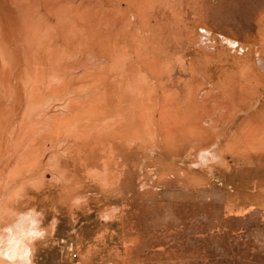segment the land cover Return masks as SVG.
Here are the masks:
<instances>
[{
    "label": "rangeland",
    "instance_id": "obj_1",
    "mask_svg": "<svg viewBox=\"0 0 264 264\" xmlns=\"http://www.w3.org/2000/svg\"><path fill=\"white\" fill-rule=\"evenodd\" d=\"M0 58L36 264H264V0H0Z\"/></svg>",
    "mask_w": 264,
    "mask_h": 264
},
{
    "label": "clouds",
    "instance_id": "obj_2",
    "mask_svg": "<svg viewBox=\"0 0 264 264\" xmlns=\"http://www.w3.org/2000/svg\"><path fill=\"white\" fill-rule=\"evenodd\" d=\"M82 202L83 198L77 197L73 204L79 206ZM49 211L52 218L46 225L45 212L36 206L25 204L23 210L17 209L14 215L7 217L0 211V264H36L37 245L47 248L61 222L57 209ZM101 219L108 221L109 217L105 215Z\"/></svg>",
    "mask_w": 264,
    "mask_h": 264
},
{
    "label": "bare ground",
    "instance_id": "obj_3",
    "mask_svg": "<svg viewBox=\"0 0 264 264\" xmlns=\"http://www.w3.org/2000/svg\"><path fill=\"white\" fill-rule=\"evenodd\" d=\"M17 17H18V15H17ZM2 21V20H1ZM2 23V22H1ZM2 25V24H1ZM4 29V28H3ZM5 32H6V30H4ZM4 31H2L3 32V34H6V33H4ZM7 36V35H6ZM24 36V35H23ZM8 38H9V36H8ZM36 38V37H35ZM5 43V42H4ZM6 44V43H5ZM48 48H49V46L47 47V50H48ZM51 49L46 53L47 54V57H46V59H44V62H42L43 63V65H53L52 63H54L55 62V59L53 58V49H52V46L50 47ZM12 49H13V47H12ZM23 49V48H22ZM26 49H27V47H26ZM18 51V50H17ZM16 52V51H15ZM25 52V51H24ZM31 51H29V53H30ZM5 55V54H4ZM5 57L7 58V56L5 55ZM20 56L18 55V57L16 56V55H11L10 56V61H11V63H8V66L7 67H5V71H7V69L9 68V66H10V68H11V66H16L17 65V62H19V60H18V58H19ZM5 58V59H6ZM32 58V56H30V59ZM44 58V57H43ZM0 60H1V58H0ZM43 60V59H42ZM52 61V62H51ZM3 63V62H2ZM31 63H33V61L31 62ZM10 64V65H9ZM34 64V63H33ZM32 64V65H33ZM1 67V66H0ZM2 68V67H1ZM0 68V69H1ZM10 68H9V70H10ZM1 72V71H0ZM27 72H28V70H27ZM11 73V72H10ZM24 74H25V72H24ZM29 75V74H28ZM14 76H15V74H14ZM25 77V76H24ZM29 82H30V80H29ZM3 89L1 88V90H4V92H8L7 94H9V92L11 93V92H14V94H15V90H13L12 88H10L9 87V85H7V83H6V80H5V82H3ZM17 84V83H16ZM15 85V84H14ZM13 94V93H12ZM16 95V94H15ZM2 97H3V95H2ZM1 96H0V101L2 100L1 98H2ZM19 98V97H18ZM18 98H16V99H13L12 100V102H11V104H12V109H13V111L17 108V107H19V105H18ZM28 99V98H27ZM4 100V99H3ZM51 100V99H50ZM23 103V102H22ZM1 105H2V103L0 102V107H1ZM8 105V104H7ZM6 107V106H5ZM9 108V110H10V107H8ZM27 108V107H26ZM2 109V108H1ZM5 109V108H4ZM5 111V110H4ZM7 111V110H6ZM27 111V110H26ZM14 114H15V112H14ZM10 115L11 114H9V112L7 111V112H3L2 111V113L0 112V119H1V121H0V123L2 122V126H3V128L5 127V125L7 124V123H9L10 122ZM7 121V122H6ZM53 121H55V120H53ZM5 122H6V124H5ZM42 123V122H41ZM0 126H1V124H0ZM47 126H49V125H47ZM20 127V126H19ZM1 129V128H0ZM7 130V129H6ZM2 132H0V139H3L4 140V138H6V133H5V129L3 130H1ZM13 134V133H12ZM5 135V136H4ZM12 136V135H11ZM25 138V137H24ZM25 140V139H24ZM0 142H1V140H0ZM218 145V144H217ZM217 152V151H216ZM26 154V153H25ZM209 156V155H208ZM18 163V162H17ZM27 163V162H26ZM35 164V163H34ZM25 166V165H24ZM15 167H16V165H15ZM19 167V166H18ZM21 167V166H20ZM14 169V168H13ZM15 170V169H14ZM6 171V170H5ZM3 172V171H2ZM15 173V172H14ZM20 173V172H19ZM11 174V173H10ZM21 174V173H20ZM3 176V175H2ZM5 176V175H4ZM16 177V176H15ZM40 179V178H39ZM0 181H1V179H0ZM2 182V181H1ZM0 182V183H1ZM11 183V182H10ZM5 186V185H4ZM1 187V186H0ZM20 187V186H19ZM2 188H3V186H2ZM18 189H20V188H18ZM15 190V189H14ZM1 191H2V189H1ZM18 192H21L20 190L18 191ZM17 192V193H18ZM14 194V193H13ZM17 195H19V193L17 194ZM17 195H16V197H17ZM9 196V195H8ZM12 196L13 195H11V198H12ZM12 200H14L13 198H12ZM7 201V200H6ZM8 202V201H7ZM9 203V202H8ZM5 204V203H4ZM3 204V205H4ZM7 205V204H6ZM6 205H5V207H6ZM4 206H2V204H1V202H0V211H2L3 212V214H5V212L4 211H6V209H8L9 207H7V208H5ZM5 208V209H4ZM8 212H10V211H7L6 213H8ZM11 213H12V211H11ZM7 215V214H6Z\"/></svg>",
    "mask_w": 264,
    "mask_h": 264
},
{
    "label": "crops",
    "instance_id": "obj_4",
    "mask_svg": "<svg viewBox=\"0 0 264 264\" xmlns=\"http://www.w3.org/2000/svg\"><path fill=\"white\" fill-rule=\"evenodd\" d=\"M260 67H261V66H260ZM261 68H262V67H261ZM230 72H231V71H230V68H229V76H230ZM261 72H262V70H261ZM263 73H264V72L260 73V74H261V75H260V78H262L261 76H263ZM256 76H257V75H256ZM258 78H259V77H258Z\"/></svg>",
    "mask_w": 264,
    "mask_h": 264
}]
</instances>
